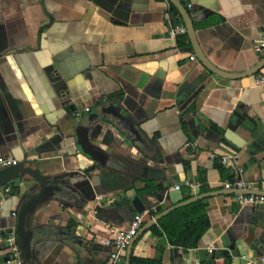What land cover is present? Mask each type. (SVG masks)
<instances>
[{
    "label": "crops",
    "instance_id": "1",
    "mask_svg": "<svg viewBox=\"0 0 264 264\" xmlns=\"http://www.w3.org/2000/svg\"><path fill=\"white\" fill-rule=\"evenodd\" d=\"M178 1L207 59L239 77L190 59L195 53L187 32L169 34L172 11L185 27L171 0H0V156L11 155L44 175L70 172L62 181L84 197L83 203L48 200L35 210L33 226L64 228L90 250L78 255L61 241L41 240L35 253L43 264H109L108 226L128 227L137 213L131 196L139 197L144 211L165 209L176 203L171 192L186 200L196 187L199 194L218 192L201 198L209 228L197 246L175 254L170 248H184L145 229L131 252L156 264H235L220 251L224 236L233 253L253 254L247 260L264 264V205L240 204L235 192H222L235 190L224 188L225 182L241 179L244 191L264 193V88L255 85L264 65L244 75L264 60L253 47L264 33V0ZM104 100L130 112L161 160L145 159L126 133L101 119L88 140L145 161L148 179L93 165L74 146L84 109ZM232 154L235 163L221 161ZM36 185L25 174L0 187V264H16L4 236L13 230L21 199ZM150 217L145 213L143 224ZM212 245L217 249L210 252Z\"/></svg>",
    "mask_w": 264,
    "mask_h": 264
},
{
    "label": "water",
    "instance_id": "2",
    "mask_svg": "<svg viewBox=\"0 0 264 264\" xmlns=\"http://www.w3.org/2000/svg\"><path fill=\"white\" fill-rule=\"evenodd\" d=\"M171 2L179 10L183 18L186 32L189 36L192 48L200 62L216 74L225 77H239L241 74L224 72L215 67L207 59L196 40L194 29L188 12L178 0H171ZM169 19L172 21L174 26H178L175 12L172 11L169 13ZM262 53H264V51H262ZM263 65L264 60L259 62L251 70L244 72V75L257 72ZM200 89L201 87L195 90L190 96H188L180 109L186 106L196 96ZM99 119L110 122L118 130L126 133L130 137L134 146H136V148L141 152L145 159L157 158L158 160H161L159 155H155L154 144L143 132L130 112L127 111L119 102H115L113 100H104L81 115L73 135L75 144L77 145L79 150H81V152H83L89 159L94 162L93 165L102 166L109 170L126 175L132 180L148 179L150 168L145 161H135L120 154L107 152L106 150L88 140L90 128H92ZM77 173L78 172H76V174ZM25 174L32 176L36 180L37 185L29 190L19 203L13 230H11L4 236V238L7 240V246L8 238L10 236H14L20 251L22 264H43L35 253V245L39 241L45 239H54L68 244L69 246H72V248L78 255H80L81 253H90L88 245L82 239L65 230L64 228L55 226L53 224H38L35 226L31 224V219L35 210L45 201L57 200L71 203L84 202V197L79 192V190H77L71 184L62 181L64 177L71 175L70 172H66L61 175H44L38 169L32 168L31 166H24L21 162H18L17 164L7 166L0 170V187ZM227 191L237 192L236 189L223 190L222 192ZM215 193L218 192L199 194V188L196 187V189L192 192V197L186 200H180L181 196L178 190L171 192L172 200L176 203L163 209L158 214L150 217L144 224H142L136 235L143 232L149 226L154 224L160 217L167 214L171 210L186 203L211 196ZM130 202L137 213H141L144 211V205L137 195L131 196ZM136 235L133 237L126 248L125 264H129L131 249L136 239ZM221 243L223 245V248H221L220 251L226 256L229 255L234 257L233 259H235L236 261L235 264H246L249 257H251L252 260L255 257V255L253 254H251L250 256L248 253L241 252L238 249L236 253H233V247L227 240H225L224 236L221 237ZM233 245H236V242H234ZM215 249H217V247ZM170 252H175V254H179V252L187 254L188 250L184 248L182 251H179L177 248H170ZM261 257L262 259H264V253Z\"/></svg>",
    "mask_w": 264,
    "mask_h": 264
},
{
    "label": "built area",
    "instance_id": "3",
    "mask_svg": "<svg viewBox=\"0 0 264 264\" xmlns=\"http://www.w3.org/2000/svg\"><path fill=\"white\" fill-rule=\"evenodd\" d=\"M187 5L188 7L191 6L190 3H187ZM176 32L184 34L186 33V28L184 26H174L172 29H170L169 34L174 35ZM253 47L257 52L264 51V33L261 34L259 38L254 40ZM190 59L192 60L196 59V55L191 54ZM255 85L264 88V71H261L256 76ZM84 110L86 112L89 109L85 108ZM74 146L77 147L75 143ZM212 156L213 154L211 153L210 157ZM229 160L235 163L237 161L236 154L226 155L221 157L222 162H227ZM17 163L18 160L11 155L0 156V170L7 166ZM238 169L239 171L241 170L240 168ZM245 187L246 184L241 179H238L234 182L224 183V188H234L237 190V192H235V199L237 200L238 203L251 204V205H264V193L247 192L243 190ZM175 188L178 189L179 185H175ZM151 210H155V207L151 208ZM148 212L149 210L134 214L129 221L128 227L125 229H121L115 226H108V230L111 235V237L107 240V243L111 245V250L109 251L107 258L109 264H121L122 250H124L128 246V244L131 242L133 237L137 234V232L139 231L140 227L144 222V214ZM12 215H15V212H13ZM215 248L216 245H212L208 249L210 252H212ZM7 249H8V253L11 256L12 261H14L16 264H21L22 263L21 255L14 236H10L8 238ZM246 264H253V261L247 260Z\"/></svg>",
    "mask_w": 264,
    "mask_h": 264
},
{
    "label": "trees",
    "instance_id": "4",
    "mask_svg": "<svg viewBox=\"0 0 264 264\" xmlns=\"http://www.w3.org/2000/svg\"><path fill=\"white\" fill-rule=\"evenodd\" d=\"M171 9L175 10L173 3ZM148 186V183L146 184ZM160 187V184L156 185ZM153 194V192L151 193ZM163 210L158 206L149 210V216H154ZM209 228V219L203 199H198L181 205L160 217L156 223L147 228L157 236H161L168 244L182 248H194L202 235ZM155 258L141 257L131 252L129 264H156ZM125 260H121L124 264Z\"/></svg>",
    "mask_w": 264,
    "mask_h": 264
}]
</instances>
